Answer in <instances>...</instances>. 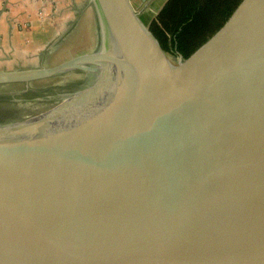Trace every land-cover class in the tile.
I'll return each mask as SVG.
<instances>
[{
    "label": "water",
    "instance_id": "water-1",
    "mask_svg": "<svg viewBox=\"0 0 264 264\" xmlns=\"http://www.w3.org/2000/svg\"><path fill=\"white\" fill-rule=\"evenodd\" d=\"M99 44L0 86L87 77L0 120V264H264V0L174 63L132 0Z\"/></svg>",
    "mask_w": 264,
    "mask_h": 264
},
{
    "label": "rangeland",
    "instance_id": "rangeland-1",
    "mask_svg": "<svg viewBox=\"0 0 264 264\" xmlns=\"http://www.w3.org/2000/svg\"><path fill=\"white\" fill-rule=\"evenodd\" d=\"M163 1L167 0H152L151 9L143 12H140L142 11L141 6L147 4V0H139L142 3L140 6L137 0H132V3L141 13L140 17L143 22L149 26L162 7L157 9L164 6ZM91 5L86 0L85 9L82 12L78 11L74 16L53 11L52 21L46 27V37L41 40L45 41V45L36 51V62L0 64V69L50 66L94 50L98 47L99 35L97 15ZM168 56L176 63L178 55L168 53ZM86 81L87 77L84 74L70 72L55 78L32 82L29 85L0 86V120L15 119L46 108L56 101L55 97L58 94L75 91Z\"/></svg>",
    "mask_w": 264,
    "mask_h": 264
},
{
    "label": "crops",
    "instance_id": "crops-1",
    "mask_svg": "<svg viewBox=\"0 0 264 264\" xmlns=\"http://www.w3.org/2000/svg\"><path fill=\"white\" fill-rule=\"evenodd\" d=\"M147 2L141 6L140 12L151 9L152 0ZM85 3L86 0H0V64L36 62V51L45 45L41 40L46 37V27L52 21L53 11L74 16L85 9Z\"/></svg>",
    "mask_w": 264,
    "mask_h": 264
},
{
    "label": "trees",
    "instance_id": "trees-1",
    "mask_svg": "<svg viewBox=\"0 0 264 264\" xmlns=\"http://www.w3.org/2000/svg\"><path fill=\"white\" fill-rule=\"evenodd\" d=\"M241 0H167L149 25L167 53L189 56Z\"/></svg>",
    "mask_w": 264,
    "mask_h": 264
}]
</instances>
